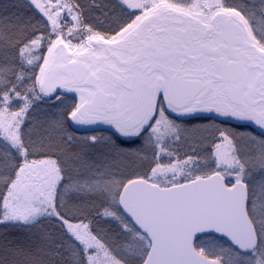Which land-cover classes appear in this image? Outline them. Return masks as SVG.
<instances>
[{"label":"snow or ice","instance_id":"6c2138e0","mask_svg":"<svg viewBox=\"0 0 264 264\" xmlns=\"http://www.w3.org/2000/svg\"><path fill=\"white\" fill-rule=\"evenodd\" d=\"M0 264H264V0H0Z\"/></svg>","mask_w":264,"mask_h":264},{"label":"trees","instance_id":"16d2710c","mask_svg":"<svg viewBox=\"0 0 264 264\" xmlns=\"http://www.w3.org/2000/svg\"><path fill=\"white\" fill-rule=\"evenodd\" d=\"M218 123V122H217ZM219 127H223V128H231V125L230 124H223V125H219ZM91 134H95V135H98V136H105L107 137L108 135H110V133L106 132V131H103V132H96V133H90V132H87V131H82L79 135L81 137L83 136H87V135H91ZM206 135V134H205Z\"/></svg>","mask_w":264,"mask_h":264}]
</instances>
